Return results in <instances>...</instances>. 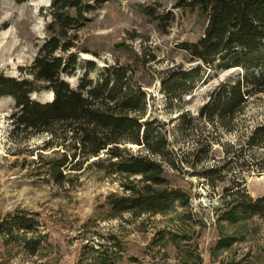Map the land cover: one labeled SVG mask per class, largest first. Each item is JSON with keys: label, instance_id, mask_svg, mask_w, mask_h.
Segmentation results:
<instances>
[{"label": "trees", "instance_id": "obj_1", "mask_svg": "<svg viewBox=\"0 0 264 264\" xmlns=\"http://www.w3.org/2000/svg\"><path fill=\"white\" fill-rule=\"evenodd\" d=\"M93 2L101 6L104 0ZM175 2L178 8L198 9L206 25L197 40L177 44L195 63L172 66L159 77L166 106L174 107L199 84L207 83L211 71L231 70L208 92L197 114L178 112L169 121L172 127L148 114L149 98L130 64L99 66L80 55L86 50L79 47V32L95 6L89 0H51L47 36L30 64L21 67L20 76L0 71V98L13 100L11 133L48 135L44 148L54 149L33 161L47 181L71 182L73 171L89 169L103 177L119 176L122 193L106 195L110 212L157 213L176 203L186 206L188 196L171 185L166 173L191 168L212 187L230 173V183L219 196L220 220L264 217V195L251 196L242 175L243 171L264 172V122L243 130L235 141H222L225 133L235 130L234 117L248 99L264 91V0ZM143 12L162 29L174 18L171 10L159 14L152 6H145ZM73 76L75 85L65 78ZM41 91L51 92L52 98L32 97ZM177 136L188 144L175 145ZM214 145L221 147L223 157L213 155ZM208 160L215 163L204 165ZM38 225L35 213L16 211L1 219L0 234L34 232ZM32 243L34 254L39 241ZM231 243L228 237H220L216 247Z\"/></svg>", "mask_w": 264, "mask_h": 264}, {"label": "rangeland", "instance_id": "obj_2", "mask_svg": "<svg viewBox=\"0 0 264 264\" xmlns=\"http://www.w3.org/2000/svg\"><path fill=\"white\" fill-rule=\"evenodd\" d=\"M50 1L0 0L1 72L20 76L21 67L30 64L47 36ZM89 1L95 7L79 32V47L86 50L81 57L99 66L104 62L130 64L149 98L148 114L168 122L169 127L174 124L170 119L180 111L197 114L208 92L231 73L211 71L207 83L199 84L181 103L167 107L159 77L172 66L195 63L177 44L197 40L206 25L205 16L198 9L175 7V0H104L101 6ZM145 6L155 7L159 14L171 10L174 18L162 29L143 12ZM65 78L76 84V76ZM32 97L45 101L52 94L41 91ZM12 110V98H0V221L23 211L35 213L39 225L34 232L0 234V264H264V217L253 215L236 222L219 219V196L230 183V173L227 180L216 181L212 187L191 168L187 172L168 169L171 185L188 196L186 206L176 203L157 213L110 212L106 195L122 193L120 177H103L89 169L73 171L71 182L47 181L33 161L54 149L44 148L48 135H12ZM233 122L235 130L225 133L223 142L235 141L243 130L264 122V91L250 97ZM176 138L175 145L188 144ZM213 155L223 157L220 146L214 145ZM214 163L208 160L204 165ZM242 175L251 196L264 195V172L243 171ZM220 237L232 243L216 247ZM33 239L39 245L31 254Z\"/></svg>", "mask_w": 264, "mask_h": 264}, {"label": "bare ground", "instance_id": "obj_3", "mask_svg": "<svg viewBox=\"0 0 264 264\" xmlns=\"http://www.w3.org/2000/svg\"><path fill=\"white\" fill-rule=\"evenodd\" d=\"M51 93V92H50ZM52 94V93H51Z\"/></svg>", "mask_w": 264, "mask_h": 264}]
</instances>
